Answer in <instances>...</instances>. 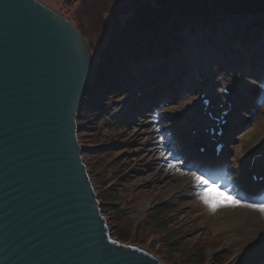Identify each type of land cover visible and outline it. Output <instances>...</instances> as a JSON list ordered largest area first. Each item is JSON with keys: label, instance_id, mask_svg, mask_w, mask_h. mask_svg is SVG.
Instances as JSON below:
<instances>
[{"label": "water", "instance_id": "1", "mask_svg": "<svg viewBox=\"0 0 264 264\" xmlns=\"http://www.w3.org/2000/svg\"><path fill=\"white\" fill-rule=\"evenodd\" d=\"M92 70L62 15L0 0V264H163L114 238L84 163L78 116Z\"/></svg>", "mask_w": 264, "mask_h": 264}, {"label": "rangeland", "instance_id": "2", "mask_svg": "<svg viewBox=\"0 0 264 264\" xmlns=\"http://www.w3.org/2000/svg\"><path fill=\"white\" fill-rule=\"evenodd\" d=\"M41 1L55 10H61L60 4L66 2L68 14L65 13V17L81 29L90 43L94 60H98L102 54L99 46L101 38L113 23L111 20L114 0ZM259 18H264V11L256 18L245 14L235 18L228 15L220 21L218 18L212 25L199 21L182 32L185 46L181 47V52L178 53L180 56L175 53L171 55L179 62L178 68L173 71L174 75L182 70L190 74V70L200 66L197 73L199 76L203 68L209 70L205 72L206 75L201 73L203 78L208 77L210 72L221 71L222 74L233 78L246 79L256 86L251 89L254 97L243 99L246 100L245 106L250 111L249 114L238 113L239 115L235 116L238 123H246V130L238 133L239 136L234 139L235 145L230 150L229 159L233 162L235 170L223 184L218 183L210 187V181L206 182L204 177L200 178L203 173L196 167L187 166L189 155H185V152H190L189 147L192 144L185 125L187 112L189 108L199 106L200 95L204 91L199 89L192 96L193 91L189 85H193L189 80L181 82L182 91L176 93V98H167L157 109L151 111L156 113L155 116L148 114L142 122H137V118L131 123L128 120L118 122L124 118L121 113L128 109V103L132 99V94L124 98L122 96L126 92L120 94L105 107L109 111V118L98 124L94 133L85 134L81 141L89 150L83 158L90 173L94 175L96 184L98 181V194L103 199L102 203L111 205L112 202L108 199L114 195L112 188L119 194L115 202L116 212L113 213L112 209L104 207L105 217L119 227H123L125 223L127 229L132 226V237L136 222L146 221L148 225L139 229L138 243L134 245L144 249L149 247L159 258L162 255L158 252L164 254L166 250L165 243L160 242V239L168 233L174 235L170 239L178 237L180 244L187 249L201 250L203 262L201 260L198 264H203L206 260L207 264H217L214 260L223 264H238L236 258L241 254L242 245L235 240L240 237V232L223 228L230 218V209L233 205L239 208L264 207L263 204L249 201L236 182L237 177L244 176L243 159L249 160L247 151L256 143L258 134L264 131V82L250 79L245 72H241L242 68L234 70L237 55L232 53L234 60L231 62L227 48L233 44L234 33L242 37L244 27ZM235 45L239 47L238 44ZM154 68L156 67L150 62L143 67L135 66L134 71L139 74L142 70ZM145 81L141 79L139 86L143 87ZM216 81L219 85L217 91L221 92L222 83H218L219 79ZM242 90L248 91L244 83ZM253 103L256 105L253 106ZM161 115L163 116L160 117ZM260 143L264 151V138ZM110 144H113L114 148L101 151L102 147ZM117 161L122 163L119 169ZM116 171L122 175L120 180L112 178ZM108 183L110 186H107ZM99 184H102V188ZM154 204L157 209L165 208V216L158 220V225L162 226L160 228L148 218ZM126 220L128 222H125ZM172 258L177 264L182 263L180 253ZM263 258L262 255L261 259ZM164 260L163 263L167 264ZM250 264L255 263L251 261Z\"/></svg>", "mask_w": 264, "mask_h": 264}, {"label": "trees", "instance_id": "3", "mask_svg": "<svg viewBox=\"0 0 264 264\" xmlns=\"http://www.w3.org/2000/svg\"><path fill=\"white\" fill-rule=\"evenodd\" d=\"M209 3L214 4V9H218L221 13L229 11L239 12L241 10L257 11L259 8L264 6V0H192L162 10H155L147 13L138 12L127 20V23L131 25V31L126 35H123L120 30L121 28L116 25L114 28V32L116 33L114 34V39L116 43L113 45V48H111L109 55L103 59L102 64L98 67V71L93 77L92 83L86 92L85 103L83 104L82 111L79 114L78 124L80 141L85 138V134L94 133L99 122L105 119L106 113L102 107L106 98L114 94L116 90L122 89L118 82L126 78L128 75V61L135 58L137 54L141 53L142 50H144V47L149 50L157 49L154 53L169 52L172 45L168 40L171 39L173 34L179 29H182L187 23L193 20H198L201 13L209 7ZM189 8L191 9L190 11H185ZM166 19L169 21V24L167 25H165L167 22ZM119 30L120 33L117 32ZM112 148L114 147L111 145L104 146L101 148V151L103 152ZM88 151L89 150H86L84 154H88ZM84 154L83 157L85 158ZM121 164L122 163L120 161H117V169L121 167ZM121 176L122 175L117 171L112 174V178H115L116 180H120ZM92 181L98 192V181L96 184L94 175H92ZM109 185L110 184L108 183L107 186ZM99 187L102 188V184H99ZM111 191L114 195L108 200L112 203L111 205H109L110 203H106V205L102 203V209L105 212L104 209L109 207L114 213L117 208L115 202H117L119 194L114 188H112ZM99 199L103 202L100 195ZM164 212L165 208L156 209L149 214L150 216H148V218H150L149 220H151L154 225L160 228L162 226L158 225V220L159 218L165 216L163 214ZM108 222L115 238L124 244H137V236L140 233L139 229L145 228V226L148 225L146 221L136 222L134 235L132 237V226H129L130 228L127 229V223H125L123 227H119L110 219H108ZM125 222H128V220ZM160 233H162V230H160ZM162 236L163 238L160 239V242L165 243L166 250L164 254L162 252L158 253H161L163 258H160L162 260L165 259L166 261H164L167 264H177L172 257L176 256L178 253H180V259L182 260L181 264H198L201 260L203 262V255H201L200 249H187L186 246L180 244L178 237L170 239L171 237H174V235H168L167 233ZM147 249L152 252L149 247Z\"/></svg>", "mask_w": 264, "mask_h": 264}, {"label": "bare ground", "instance_id": "4", "mask_svg": "<svg viewBox=\"0 0 264 264\" xmlns=\"http://www.w3.org/2000/svg\"><path fill=\"white\" fill-rule=\"evenodd\" d=\"M178 61L176 59H172L166 63L157 64L155 69L143 70L140 71V74L144 79L151 78L153 81L167 75L168 73L173 72L178 65ZM215 76H211V79H214ZM223 81L230 84V88L235 92L237 89L241 87L236 85V81L238 78H233L228 75H222ZM247 83V82H246ZM205 84V83H202ZM250 86V85H248ZM251 88V87H250ZM229 101V100H228ZM195 112H199L200 110H194ZM264 138V131L258 134V139L256 143H254L251 148L248 150L247 154H251L254 156L253 151H255L260 144V141ZM159 153V152H158ZM256 154H260L259 152ZM256 164V163H255ZM264 186H258V196L259 198H264ZM215 201V199H213ZM231 215L228 219L227 223L224 224V229L237 230L240 232V237L235 240L238 241L242 245L241 247V255L245 256L247 253L248 256L243 259V261H251L252 255H258L255 261L264 264V259L260 260V254L264 252V209L263 208H249L243 206L242 208L236 207L233 205L230 209ZM250 253V254H249ZM250 258V259H249Z\"/></svg>", "mask_w": 264, "mask_h": 264}]
</instances>
